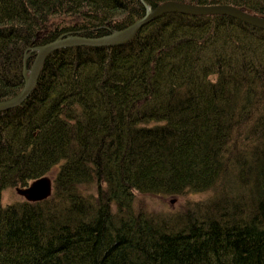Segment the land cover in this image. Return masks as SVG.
Segmentation results:
<instances>
[{"label": "trees", "instance_id": "obj_1", "mask_svg": "<svg viewBox=\"0 0 264 264\" xmlns=\"http://www.w3.org/2000/svg\"><path fill=\"white\" fill-rule=\"evenodd\" d=\"M165 1L264 19V0H0V101L39 45ZM52 169L49 197L0 204V264H264V30L169 12L121 45L51 52L0 111V195ZM136 194L204 197L167 215Z\"/></svg>", "mask_w": 264, "mask_h": 264}, {"label": "water", "instance_id": "obj_2", "mask_svg": "<svg viewBox=\"0 0 264 264\" xmlns=\"http://www.w3.org/2000/svg\"><path fill=\"white\" fill-rule=\"evenodd\" d=\"M143 8V14L137 19H135L133 22L121 29L109 32L105 35L97 37L69 35L59 37L50 42L39 45L36 48L34 57L28 69L23 70V72H25L26 74L22 87L20 88L18 93L12 96L11 98H8L4 101H0V111L17 106L27 97L36 82L43 60L51 52L62 47L71 46L102 47L121 45L129 41L139 30V28L147 21L165 13L178 12L190 15L222 14L264 30V19L249 15L244 11H241L233 6L225 4L192 5L175 1H165L154 9H150L147 5L143 3ZM51 187L52 180L47 176H40L31 180L25 186L14 187V191L25 201L35 202L48 197L51 192Z\"/></svg>", "mask_w": 264, "mask_h": 264}, {"label": "rangeland", "instance_id": "obj_3", "mask_svg": "<svg viewBox=\"0 0 264 264\" xmlns=\"http://www.w3.org/2000/svg\"><path fill=\"white\" fill-rule=\"evenodd\" d=\"M32 50V49H31ZM36 51V50H35ZM35 53V52H34ZM55 173V169L47 174L51 180ZM204 195L198 194H185L183 196H159V195H144L136 194L135 203L149 211L169 215L170 212L179 211L183 208L187 201L199 200ZM23 200V198L17 195L14 188H7L1 192L0 204L5 205L15 201Z\"/></svg>", "mask_w": 264, "mask_h": 264}, {"label": "bare ground", "instance_id": "obj_4", "mask_svg": "<svg viewBox=\"0 0 264 264\" xmlns=\"http://www.w3.org/2000/svg\"><path fill=\"white\" fill-rule=\"evenodd\" d=\"M238 20V19H237ZM240 21V20H239ZM242 22V21H241ZM244 23V22H243ZM65 36H69V35H65ZM71 47H78V46H71ZM62 48H64V47H62ZM29 56V55H28ZM25 58V57H24ZM51 172V171H50ZM45 176H47V175H45ZM55 178V177H54ZM54 180V179H53ZM53 184V183H52ZM53 186V185H52ZM51 191H52V187H51ZM50 194H51V192H50ZM18 195V194H17ZM49 197V196H48ZM47 198V197H46ZM45 198V199H46ZM44 200V199H43ZM41 201V200H40ZM36 202V201H35ZM16 203V202H15ZM178 221V220H177ZM177 223V222H176ZM174 228V227H173Z\"/></svg>", "mask_w": 264, "mask_h": 264}]
</instances>
